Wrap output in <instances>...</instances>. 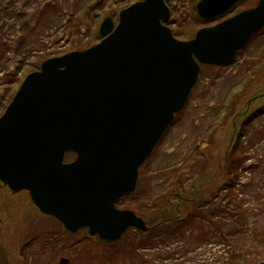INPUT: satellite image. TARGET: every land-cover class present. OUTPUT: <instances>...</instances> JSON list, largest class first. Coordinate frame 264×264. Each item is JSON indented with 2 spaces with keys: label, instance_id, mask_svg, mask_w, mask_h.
I'll return each mask as SVG.
<instances>
[{
  "label": "water",
  "instance_id": "water-1",
  "mask_svg": "<svg viewBox=\"0 0 264 264\" xmlns=\"http://www.w3.org/2000/svg\"><path fill=\"white\" fill-rule=\"evenodd\" d=\"M168 1L138 0L116 23L103 18L99 42L44 59L0 115V182L12 193L28 191L68 233L86 228L109 243L129 228L148 230L117 202L134 192L139 168L185 107L201 65L231 63L264 28V0H257L179 39L168 26ZM241 1L198 0L195 10L212 22ZM68 151L76 158L66 163Z\"/></svg>",
  "mask_w": 264,
  "mask_h": 264
},
{
  "label": "rangeland",
  "instance_id": "rangeland-1",
  "mask_svg": "<svg viewBox=\"0 0 264 264\" xmlns=\"http://www.w3.org/2000/svg\"><path fill=\"white\" fill-rule=\"evenodd\" d=\"M21 1L0 0V5H5L6 3L16 4L20 8ZM37 1L38 3L26 11L29 13L28 17L30 16L32 21L36 20L33 18V15L34 13L36 14L37 9L42 8L43 2L50 0ZM79 1L81 0H69V3L72 4ZM121 1L88 0V6H91L92 10L94 9L96 13H99L104 8H115L117 5H120L117 3H121ZM252 1L244 0L237 5L235 11L248 7L250 4H253ZM168 3L172 6L169 26L176 33L188 31L194 24L196 28L197 23L199 27L211 25V23L202 24L197 22L196 19L198 17L188 0H170ZM58 5L59 8L62 6L60 2ZM64 7L65 5L62 10L65 13L71 11V9ZM114 20H117L116 17ZM63 21L64 19L60 18L57 21L56 27H53L49 31L44 30L43 35H41L43 41L41 43L42 47L48 50H52L55 47L64 50L68 45L72 44V36L69 34V30L65 29L66 24ZM84 29L85 26L82 25L80 31L82 35L85 33ZM41 31H38V36ZM13 44L15 45L16 43L13 42ZM9 57H11V62L8 69L11 70L14 69L15 63L20 62L19 58L22 57L21 55L13 54H9ZM235 59L232 63L221 67L203 66L201 68L184 111L167 130L149 161L140 167V172L142 174L144 172L143 175H145L143 180L145 183L138 188V200H135V196L127 198L118 206L119 208L134 210V206H136L145 212L146 202L161 195L159 193L162 192L161 189L165 185L162 182L167 180L169 176L174 177L177 175V173L172 172V169L170 172L169 166H175L184 157L192 160V154L200 146L202 157L197 164L204 166L206 169L203 172L206 171L207 174L211 170L215 177L213 182L208 186L199 184L196 199L192 197V199H183L181 201L183 203H190V208L193 212L195 210L196 212H202V210L197 208L194 210V201L198 204H203L204 199H207L206 201L212 199L214 204L210 208L215 206L217 213L221 214L219 200L221 195L224 194L220 191L224 176L221 178L215 170L220 163L224 164L223 161H220V158L227 148L229 132L232 129L234 130L235 134L232 137L236 142L238 126H240L244 116L264 104V94L258 99L255 96L249 101L257 91L264 89V29L248 42ZM2 74L1 72L0 76ZM5 88V86L0 87V94L4 92ZM248 101L252 103V106L250 109L248 107L245 113V104ZM241 110H243V114L238 115V112ZM262 125L263 118L259 116L250 118L248 120L247 133L250 131L251 137L257 136ZM203 138L205 140H202ZM207 140L212 141V143ZM243 140L247 142L241 136L240 142ZM200 142L203 146H201ZM205 142H208V145ZM247 144L249 143L247 142ZM255 148H257L260 154H264V143L257 144ZM152 175L153 177L150 178L151 182H147L146 178ZM249 177L250 174H246L242 181L248 180ZM187 178L190 177L188 176ZM191 179L195 180L196 176ZM255 183H258L260 186L264 184L261 170H258ZM260 190L264 193V189ZM190 195L191 193H187V195L183 194L185 197H189ZM172 197L170 196L167 201L161 202V205H166L164 207L167 209L166 215L168 217L181 216V211L175 206V199L173 200ZM169 200L170 202H168ZM250 204L254 205L255 201H251ZM156 205H160V201H156ZM163 211L165 212V210ZM183 212L190 213L191 211L185 207V211ZM144 214L147 215L148 213ZM158 216L160 217V215ZM148 218L152 219V216ZM258 218L259 216H252L250 219L259 221ZM154 219L155 217H153ZM201 220L209 228L207 226H203L202 228L200 223L194 222L192 228L189 229V234L192 233V237L194 238H203L204 233H207L211 229L209 222H204L206 221L204 218H201ZM260 220L262 221V218ZM3 221L7 224H2ZM214 221L216 220L214 219ZM261 225H264V223ZM61 228L62 225L58 224L55 219L49 218L38 211L29 200L28 193L20 192L13 195L7 192L5 188H0V230L2 229L6 233L5 237H9L8 241L5 240L6 246L2 243L4 235L1 236L0 241L1 245L20 261L19 264H60L61 257L70 259L68 264H238L242 260L241 258L240 260L235 259L230 262V255L234 246L232 249L228 245L214 240L194 245L195 240H193V243H189L186 242L188 241L186 238L185 241H176L174 239L166 245L156 246L144 252L143 249H131L133 241L138 242L137 237L141 238L138 232L132 229H129L119 241L114 242L113 244L115 245L104 246L99 242L97 237H88L87 229L85 228L69 237L58 239L60 236L58 231ZM50 231L55 234H49L48 232ZM252 233L247 234L251 235ZM200 241L202 240L200 239ZM210 243H213V245L208 246ZM77 245L79 246L77 247ZM239 247L250 251L244 257V263L251 264L264 259V243H255L251 239L243 238L240 241L238 240ZM128 249H130L129 253H122L123 251L127 252ZM111 251L113 253L116 252L117 255L112 257V261H106L104 256ZM252 251H256L258 254ZM0 255L2 263L4 253L0 252Z\"/></svg>",
  "mask_w": 264,
  "mask_h": 264
},
{
  "label": "trees",
  "instance_id": "trees-1",
  "mask_svg": "<svg viewBox=\"0 0 264 264\" xmlns=\"http://www.w3.org/2000/svg\"><path fill=\"white\" fill-rule=\"evenodd\" d=\"M134 1L135 0H122L121 3H117L120 5H115V8L110 7L109 9H102L99 12L100 14L96 13L94 9L92 10L91 6H88V0H81L72 4L69 3V0L44 1L42 8L37 9L36 14H32L33 18L36 19L34 21H32L30 16L28 17L29 13L26 11L38 3L37 0H22L20 8L17 7L16 4L6 3L5 5H0V73H3L0 76V87H6L4 92L0 94V114L13 98L24 75L39 69L41 62L50 56L60 55L71 50L84 49L98 42L101 39L98 33V26L101 20L106 16L117 18L120 9L128 6ZM197 1L198 0H188L194 10ZM256 1L257 0H253V4H250L249 6L254 5ZM59 2L62 4L60 8L58 5ZM64 5V8L71 9L69 13H65L64 10H62ZM170 8L172 12V6H170ZM60 18L64 19L63 23L66 24L65 29L69 30V34L72 36V44L68 45L64 50H60L56 47L52 50H48L45 47H42L41 43L43 41L41 39V35H43L44 30L49 31L53 27H56L57 21ZM196 20L201 23L200 20ZM82 25L85 26V33H83V35L80 33ZM197 25L198 23L196 24V28L195 24L192 25L188 31H183V33H176V31L172 29L173 34L180 39H190L199 28V25ZM39 30L42 31L38 36ZM13 42L16 44L14 45ZM9 54L21 55L22 57L19 58L20 62L15 63L14 69L11 70L8 69L11 62ZM263 94L264 89L262 91H257L256 94L249 99V101H251L255 96L258 99ZM249 101L245 104V113L247 112L248 107L250 109L252 106V103H249ZM242 111L243 110L238 112V115H242ZM181 113L176 115V119L181 115ZM254 116L263 118V125L258 135L251 137L250 131L247 133L248 120ZM229 133L227 148L223 153V156L220 158V161H223L224 164L220 163L215 170L218 176L221 178L224 176L222 186L220 188L221 193L224 194L221 195L219 200L221 214L217 213L215 206L210 208V206L214 204L212 199L210 201H206L207 199H204L203 204H198L194 201V210L195 208L202 210V212H196L195 210L196 213L190 208V203H183L181 201L183 199H192V197L193 199H196L199 184H205L208 186L213 182L215 177L211 170H209L207 174L206 171L203 172L206 168L197 164L202 157V151H200V146H198V150L192 154V160L184 157L175 166H169L170 172L172 169V172L177 173V175L174 177L169 176L167 180L162 182V184L165 185L161 189L162 192L159 193L161 195L158 198L155 197V199L152 198L146 202L147 206L145 208V212L143 209L134 206V211L139 216L144 218L149 230L147 232L137 231L141 238L137 237L138 242L133 241L131 249H143L145 252L150 248L166 245L169 241H173L174 239H176V241H185L186 238L188 240L186 242L189 243H193V240H195L197 243L194 242V245L214 240L216 242L224 243L232 249L234 246L230 255L231 262L235 259L237 260L239 256L245 257L247 252H250L249 250H246V248H238V240L240 241L243 238H247L253 240L255 243H264V225H261L264 223V193L260 190L264 189V184H262V188V186L258 183H255L258 170L262 171V176L264 177V154H260L257 150L258 147L255 148L257 144L264 143V104L244 116L240 126H238L236 142L235 139H233V134H235L234 130L232 129ZM241 136L245 138L249 144L246 145L247 142H244V140L240 142ZM202 140L205 139L203 138ZM201 142L200 144L203 146L202 143L204 142ZM208 142L212 143V141ZM208 142H205L206 145H208ZM75 156L74 152L68 151L65 154L64 161L70 162L75 159ZM149 159L150 157L147 159V162ZM143 174L140 172L135 193L123 198L122 201H120L121 204L127 198H133L134 196L135 200H138V188L145 183L143 181L145 175ZM246 174H250L249 179L242 181ZM188 176L190 178H187ZM195 176L196 179L192 180L191 178H194ZM151 177H153V175L146 178V181L151 182ZM187 193H191V195L189 197L183 196V194L187 195ZM170 196H173V200L175 199L174 204L178 207V210L181 211V216L177 215L175 217H168L166 215L167 209L164 207L166 205H161V202L167 201ZM249 196L251 197L249 198ZM156 201H160V205H156ZM251 201H255V204L251 205ZM168 202H170V200ZM185 207H187L191 212H183L185 211ZM163 210H165V212ZM144 213L148 214L145 215ZM200 213L202 214L200 215ZM158 215H160V217ZM149 216H152V219H149ZM252 216H259V221L251 220L250 218H252ZM153 217H155L154 220ZM201 218L206 220L204 222H209L211 228L207 233H204L203 238L199 237L202 241H200L199 238L192 237V233L189 234V229L192 228L194 222L200 223L202 228L203 226H207V228H209L206 223L202 222ZM260 218H262V221ZM214 219L216 221H214ZM57 223L59 224L58 221ZM2 224L5 225L7 223L3 221ZM6 232L8 231L6 230ZM250 232L253 233L248 235L247 233ZM48 233L51 235L55 234L52 231ZM58 234H60L58 239L72 235L65 232L62 228L58 231ZM2 235H4L2 243L5 245V240L8 241L9 237H5L6 233L1 229L0 239ZM100 243L104 246H111L113 244ZM78 246L79 245H77V247ZM129 251L130 249H128L127 252L123 251L122 253H129ZM0 252L4 253V260L2 263L0 260V264L20 263L15 256H13L3 245H1V241ZM254 253L258 254L256 251ZM115 255H117L116 252H108V254L104 256V259L106 261H112V257Z\"/></svg>",
  "mask_w": 264,
  "mask_h": 264
},
{
  "label": "flooded vegetation",
  "instance_id": "flooded-vegetation-1",
  "mask_svg": "<svg viewBox=\"0 0 264 264\" xmlns=\"http://www.w3.org/2000/svg\"><path fill=\"white\" fill-rule=\"evenodd\" d=\"M4 187L7 190V192H9L11 194L10 190L6 186H4L3 184L0 183V188H4ZM241 258H242V260L240 263L238 262V264H249V263H244V257H242V256H239L238 260H240ZM69 262H70V259H69ZM261 262H264V259L258 260L257 262L251 263V264H260Z\"/></svg>",
  "mask_w": 264,
  "mask_h": 264
}]
</instances>
